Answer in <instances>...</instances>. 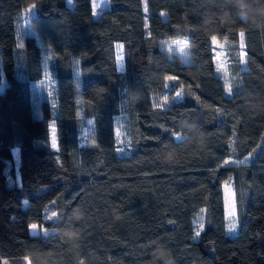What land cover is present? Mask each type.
I'll use <instances>...</instances> for the list:
<instances>
[{"label": "trees", "instance_id": "1", "mask_svg": "<svg viewBox=\"0 0 264 264\" xmlns=\"http://www.w3.org/2000/svg\"><path fill=\"white\" fill-rule=\"evenodd\" d=\"M110 1L95 17L92 0H0V264H264V181L227 162L222 128L264 175V0H196L207 40L231 45L220 106L191 0ZM164 38H185L188 60ZM46 73L39 115L32 82ZM107 115L123 128L113 161ZM55 117L67 120L68 166L51 143ZM86 118L94 144L80 143Z\"/></svg>", "mask_w": 264, "mask_h": 264}, {"label": "rangeland", "instance_id": "2", "mask_svg": "<svg viewBox=\"0 0 264 264\" xmlns=\"http://www.w3.org/2000/svg\"><path fill=\"white\" fill-rule=\"evenodd\" d=\"M93 11L95 15H98L101 10L111 5L110 0H92ZM193 13L195 16L198 34L201 40L202 49L205 57V63L207 66L210 82L212 85L213 93L217 105H221V93L219 90V83L227 82L228 63L231 45L226 41H220L217 38H213L212 41H208L202 21L200 18L199 10L196 0H191ZM161 48L165 49L170 55L179 53L184 59L188 60L187 40L185 38H164L160 40ZM239 56L243 60L245 57L243 41L239 44ZM116 57L118 66L123 68V47L121 44H117ZM149 86L151 98L154 108L162 109L166 105V95L162 86L161 74L159 69H153L149 72ZM54 80L50 77L49 73L45 74V78L41 81L32 82L33 101L35 112L40 115V99L43 95H50L53 92ZM223 133L228 147L227 162L236 164L238 167L251 172L253 175L264 181V175L255 170L249 160V156L238 157L231 144V135L227 124L222 123ZM106 135L108 143V155L109 159L113 161L117 156L124 153V137L123 128L120 122V116L107 115L106 116ZM50 136L51 143L55 149L59 151V160L63 166L69 165V152H68V129L67 120L61 117H55L50 120ZM79 139L81 144H94L95 143V128L92 118H86L83 124L79 128ZM14 156L18 155V148L13 149ZM225 195V208L228 215L229 232L235 233L237 231V205L235 189L233 185V179L227 181L224 184ZM235 227H231V225ZM33 225V231L41 232L40 228Z\"/></svg>", "mask_w": 264, "mask_h": 264}, {"label": "snow or ice", "instance_id": "3", "mask_svg": "<svg viewBox=\"0 0 264 264\" xmlns=\"http://www.w3.org/2000/svg\"><path fill=\"white\" fill-rule=\"evenodd\" d=\"M34 227H36V226H34ZM201 227H202V225H201ZM231 227H233V228H234V227H235V225L233 224V225H231ZM196 234H197V235H199V232H197Z\"/></svg>", "mask_w": 264, "mask_h": 264}, {"label": "crops", "instance_id": "4", "mask_svg": "<svg viewBox=\"0 0 264 264\" xmlns=\"http://www.w3.org/2000/svg\"><path fill=\"white\" fill-rule=\"evenodd\" d=\"M100 13H101V12H100ZM100 13H99L98 15H95V13H94V16H95V17H98V16L100 15Z\"/></svg>", "mask_w": 264, "mask_h": 264}]
</instances>
